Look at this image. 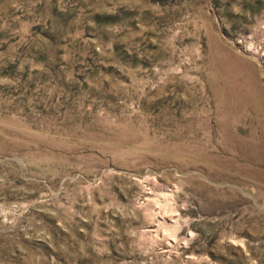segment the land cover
Listing matches in <instances>:
<instances>
[{
    "label": "rangeland",
    "instance_id": "obj_1",
    "mask_svg": "<svg viewBox=\"0 0 264 264\" xmlns=\"http://www.w3.org/2000/svg\"><path fill=\"white\" fill-rule=\"evenodd\" d=\"M0 264H264V0H0Z\"/></svg>",
    "mask_w": 264,
    "mask_h": 264
}]
</instances>
